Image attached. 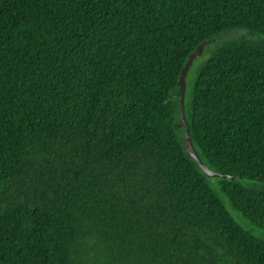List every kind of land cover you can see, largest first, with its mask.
I'll use <instances>...</instances> for the list:
<instances>
[{"label": "trees", "instance_id": "obj_1", "mask_svg": "<svg viewBox=\"0 0 264 264\" xmlns=\"http://www.w3.org/2000/svg\"><path fill=\"white\" fill-rule=\"evenodd\" d=\"M237 30L264 0H0V264H264L181 120L191 55ZM187 117L264 230V40L223 43Z\"/></svg>", "mask_w": 264, "mask_h": 264}, {"label": "rangeland", "instance_id": "obj_2", "mask_svg": "<svg viewBox=\"0 0 264 264\" xmlns=\"http://www.w3.org/2000/svg\"><path fill=\"white\" fill-rule=\"evenodd\" d=\"M242 38H247V39H250L253 41L264 40V38L262 36H259V35L252 36L246 30H237V31H233L230 33H225L219 41L209 45L206 48L203 56L199 57L195 61L194 65H193V67H192V69H191V71L187 77V92H186V109L187 110H189L191 107L192 99H193V88L195 86L199 72L202 69L203 65L213 57V54L216 52V50L221 45H223V43H225L226 41H234V40H239ZM244 182L246 183V181H244ZM210 183H211L212 187L216 190L217 194L220 196V198L222 199V201L224 202V204L226 205L227 209L232 214L234 219L244 229H246L247 231L252 233L254 236H256L257 238L264 241V230L253 225L249 220L244 218L242 214H240L239 212H237L235 210L230 199L220 189L221 180L218 178L211 179Z\"/></svg>", "mask_w": 264, "mask_h": 264}, {"label": "water", "instance_id": "obj_3", "mask_svg": "<svg viewBox=\"0 0 264 264\" xmlns=\"http://www.w3.org/2000/svg\"><path fill=\"white\" fill-rule=\"evenodd\" d=\"M216 40H211V41H207L205 43H203L196 51L193 55H191L188 63L186 64L185 68L183 69L181 76H180V81H179V87L181 89V120L182 123L185 125L186 127V151L189 154V156L191 158H193L198 165L200 166V168L202 169V171L205 173V175L211 179H216V178H222V179H230L232 181H235L236 178L229 176V175H223L220 174L214 170H212L211 168H209L201 159L199 153L197 152L193 139H192V128L190 125V122L188 120L187 117V109H186V92H187V77L195 63V61L203 56L206 48L215 43Z\"/></svg>", "mask_w": 264, "mask_h": 264}]
</instances>
